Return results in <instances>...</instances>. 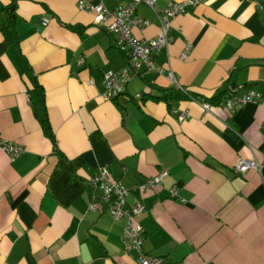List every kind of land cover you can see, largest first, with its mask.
<instances>
[{
    "label": "crops",
    "instance_id": "crops-1",
    "mask_svg": "<svg viewBox=\"0 0 264 264\" xmlns=\"http://www.w3.org/2000/svg\"><path fill=\"white\" fill-rule=\"evenodd\" d=\"M167 1L138 3L135 13L151 22L133 33L156 35ZM14 8L17 40L7 43L0 30V136L24 149L11 159L0 147V264H141L124 252V220L107 201L89 207L100 193L90 178L101 165L129 187L128 202L144 204V247L160 264H264V167H233L238 154L264 162V9L199 0L172 18L157 63L201 96L224 94L170 106L158 96L177 86L166 72L144 68L117 97L103 95L100 74L124 68L126 57L77 0H14ZM187 41L192 49L181 58ZM37 83L55 144L30 97ZM231 86L263 98L230 112L222 102ZM173 108L190 115L179 120ZM163 169L160 186L139 188Z\"/></svg>",
    "mask_w": 264,
    "mask_h": 264
},
{
    "label": "built area",
    "instance_id": "built-area-1",
    "mask_svg": "<svg viewBox=\"0 0 264 264\" xmlns=\"http://www.w3.org/2000/svg\"><path fill=\"white\" fill-rule=\"evenodd\" d=\"M156 0H128L117 5H108L105 0H77V6L92 13L93 20L107 28L115 38L117 48L125 55L126 64L122 69H109L102 72L100 84L103 87V95L107 98L117 97L125 89V86L144 68L155 72H166L171 83L177 87H182L178 82L174 72L155 59V54L170 41L169 31L172 27V18L181 12H185L189 5H195L199 0H168L161 11H158L159 32L154 36L140 37L133 33V26H145L151 22L149 18L142 17L135 13L138 3L144 2L150 7H155ZM257 8L264 9V0H249ZM44 23L48 21L43 18ZM192 49V43L187 41L180 52L181 58H186ZM84 57L80 55L78 62H83ZM237 86H231L229 94L224 98L223 105L234 112L241 104L247 101H258L263 98L260 91L248 89L243 93L236 94L234 90ZM205 107L209 108V103L205 102ZM177 118L183 120L190 115L186 109L178 110L173 108ZM0 147L13 159L19 155L24 146L14 139L0 136ZM234 169L239 173H245L250 167L259 171L264 167V162L254 157H247L238 154ZM168 173L163 169L149 176L146 180L138 184L144 191L148 188L160 186L162 178ZM90 182L99 190V194L92 193L89 207L97 209L98 205L94 201L97 197L107 201L106 209L117 219H123L124 225L121 232L123 250L127 253H135L141 264H160L162 257L147 253L144 247V227L139 220V216L145 210L144 204L140 200L128 202L127 195L129 187L121 180L114 179L107 165H101L98 171L90 178ZM172 194H177L176 186L170 188ZM183 199V198H182Z\"/></svg>",
    "mask_w": 264,
    "mask_h": 264
},
{
    "label": "trees",
    "instance_id": "trees-1",
    "mask_svg": "<svg viewBox=\"0 0 264 264\" xmlns=\"http://www.w3.org/2000/svg\"><path fill=\"white\" fill-rule=\"evenodd\" d=\"M12 4H14V0H10L8 3H4L2 0H0V30L3 34L4 40L7 43L16 41L18 37L15 28V18H16L15 8L10 7ZM100 75H102V73ZM29 93L33 102L39 107V109L42 112V127L44 133L55 144V134L53 132V129L50 125L47 116L44 87L40 83H37L32 88L29 89ZM223 94L224 91H221L215 95L201 96L197 92L187 89L185 87L167 86L163 88V93L158 97H162L163 99H165L171 106L172 101L174 99L187 98L189 96L194 97L201 101L220 102Z\"/></svg>",
    "mask_w": 264,
    "mask_h": 264
},
{
    "label": "water",
    "instance_id": "water-1",
    "mask_svg": "<svg viewBox=\"0 0 264 264\" xmlns=\"http://www.w3.org/2000/svg\"><path fill=\"white\" fill-rule=\"evenodd\" d=\"M10 7H11V8L14 7V4H12Z\"/></svg>",
    "mask_w": 264,
    "mask_h": 264
}]
</instances>
